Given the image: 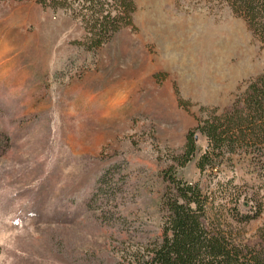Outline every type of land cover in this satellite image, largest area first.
<instances>
[{"label":"rangeland","instance_id":"374dc122","mask_svg":"<svg viewBox=\"0 0 264 264\" xmlns=\"http://www.w3.org/2000/svg\"><path fill=\"white\" fill-rule=\"evenodd\" d=\"M134 4L95 47L81 13L0 0V264H136L159 238L171 166L199 184L210 216L259 211L238 230L264 236L251 165L198 167L200 122L264 74V43L224 0Z\"/></svg>","mask_w":264,"mask_h":264},{"label":"trees","instance_id":"16d2710c","mask_svg":"<svg viewBox=\"0 0 264 264\" xmlns=\"http://www.w3.org/2000/svg\"><path fill=\"white\" fill-rule=\"evenodd\" d=\"M224 1L246 19L264 43V0ZM42 2L54 9L81 13L91 27L88 26L89 38L95 47L113 36L135 9L134 0ZM198 129L208 139V149L198 160L201 171H222L228 162L241 155L251 165L255 178L264 179V74L252 81L232 110L206 117ZM196 149L192 131L179 160L181 166L192 159ZM169 170L175 192L170 198L163 196L160 203L165 214L159 238L149 243L145 251L133 255L136 264H264V236L250 242L238 230L240 225L255 219L259 211L253 215L239 212L233 215V220L221 214L212 217L209 213L215 208L209 206V197L202 193L199 184L190 185L177 179L171 173L175 172L174 166Z\"/></svg>","mask_w":264,"mask_h":264}]
</instances>
